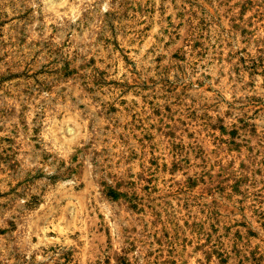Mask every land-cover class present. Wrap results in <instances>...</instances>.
Wrapping results in <instances>:
<instances>
[{
    "label": "rangeland",
    "instance_id": "1",
    "mask_svg": "<svg viewBox=\"0 0 264 264\" xmlns=\"http://www.w3.org/2000/svg\"><path fill=\"white\" fill-rule=\"evenodd\" d=\"M0 264H264V0H0Z\"/></svg>",
    "mask_w": 264,
    "mask_h": 264
}]
</instances>
